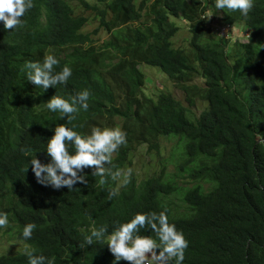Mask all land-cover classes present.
Returning a JSON list of instances; mask_svg holds the SVG:
<instances>
[{"label": "trees", "instance_id": "16d2710c", "mask_svg": "<svg viewBox=\"0 0 264 264\" xmlns=\"http://www.w3.org/2000/svg\"><path fill=\"white\" fill-rule=\"evenodd\" d=\"M33 4L20 18L22 26L5 29L0 21L3 235L44 256L45 264H126L108 251L107 235L137 213L164 211L188 242L182 264H264V0H254L246 17L216 9L215 0ZM173 19L185 23V48L172 43L179 31ZM214 24L241 25L245 41L220 37ZM47 55L59 61L54 73L68 66L72 75L44 90L27 81L24 65ZM142 65L157 68L183 100L164 91L146 95ZM83 90L90 92L88 110L80 109L75 120L45 107L53 96L71 103ZM198 102L205 108L196 116L191 109ZM60 124L81 135L93 127L126 133L112 170L131 168L130 183L120 186L108 177L101 185L84 169L87 186L39 184L30 161L49 162L47 141ZM172 139L176 143L162 158V140ZM142 145L157 167L138 183L131 159ZM113 188L118 195L109 199ZM29 223L36 228L24 240ZM93 228L108 231L103 242L87 245ZM140 234L156 238L150 230ZM28 260L24 252L0 256V264Z\"/></svg>", "mask_w": 264, "mask_h": 264}, {"label": "clouds", "instance_id": "9594fccd", "mask_svg": "<svg viewBox=\"0 0 264 264\" xmlns=\"http://www.w3.org/2000/svg\"><path fill=\"white\" fill-rule=\"evenodd\" d=\"M254 6V0H215L216 9L239 11L245 17ZM33 7V0H0V21H3L5 29H15L17 26H22L20 18ZM225 27L233 26H218L217 31ZM237 31H240L242 36L247 34L239 29ZM58 63L59 61L52 55H47L42 63L26 62L24 70H26L27 81L44 90L58 83L66 84L72 75V70L64 66L60 72L54 73V66ZM89 97L88 90H83L72 97L71 103L59 96H53L45 103V107L51 112H59L61 119L67 117L69 121H72L76 119L80 109L88 110ZM126 143V133L120 128L93 127L90 134L81 135L60 124L54 128V134L47 141L45 153L50 158L49 162L42 164L34 157L30 161L31 170L39 184L50 186L55 190L73 189L77 183L87 186L88 180L83 174L84 169H91L92 176L100 177L101 185L105 184L106 178L110 177L112 181L119 179L120 186H126L130 183L132 169L112 170L113 154ZM69 145L74 149L71 153ZM116 195H118V189L113 188L109 191L108 198L112 199ZM7 225V213H0V228H6ZM35 228L34 223L25 225L23 239H31ZM142 229L154 232L156 238L141 235ZM107 231L106 228H93L91 234L85 237V244L92 245L94 239L103 242ZM0 235H3L2 231ZM24 245L27 249L28 245L25 243ZM106 245L116 262L125 261L126 264H171L173 260L175 264H182L185 258L184 252L188 248V242L183 233L177 231L174 224H169L164 211L158 214L156 212L137 213L128 222L119 224L107 235ZM23 252L29 257L28 264H45L44 256H35L31 251Z\"/></svg>", "mask_w": 264, "mask_h": 264}, {"label": "rangeland", "instance_id": "374dc122", "mask_svg": "<svg viewBox=\"0 0 264 264\" xmlns=\"http://www.w3.org/2000/svg\"><path fill=\"white\" fill-rule=\"evenodd\" d=\"M209 19V17H208ZM174 22L179 26V31L175 35V37L172 39V43L174 47L178 48H185V38L189 36L185 26V23L180 22L176 19H173ZM213 26V32L220 35V37H225L227 39H230L233 43L236 39L240 42H244L245 40L241 36V32L235 30L236 28L242 29L243 27L241 25L233 26L232 28L225 27L221 31H217V24H214ZM227 35V36H226ZM106 39V35H101V41ZM156 70L159 72V70L155 67L151 66H140V71L145 73L147 75L146 83L143 87L144 92L146 95L150 97H154L159 91H164L171 93L176 99L183 100V95L174 88L173 84L161 73L158 74ZM160 73V72H159ZM205 108V104L202 102H198V104L195 105L194 109H191L195 115H199L201 110ZM176 143L175 139H172L170 142L167 140H162V144L164 145L165 150H161L160 156L162 158L166 157L167 151L170 149V147ZM143 150H137L136 153L132 157V167L134 169V173L137 176V182L139 183L141 180L146 178L147 176L152 175L153 170L157 167L156 161L150 159L148 154L146 153L147 147L145 145L141 146ZM184 150V149H183ZM169 170H173V166H168ZM133 171V170H132ZM175 200V199H174ZM26 246L22 242L14 241L11 238H9L7 235H0V256L1 255H14L18 252L25 251Z\"/></svg>", "mask_w": 264, "mask_h": 264}]
</instances>
